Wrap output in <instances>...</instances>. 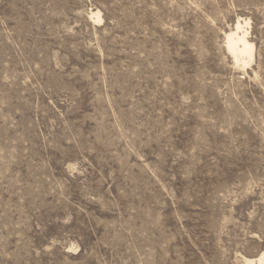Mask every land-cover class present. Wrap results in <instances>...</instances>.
Listing matches in <instances>:
<instances>
[{
    "label": "rangeland",
    "instance_id": "rangeland-1",
    "mask_svg": "<svg viewBox=\"0 0 264 264\" xmlns=\"http://www.w3.org/2000/svg\"><path fill=\"white\" fill-rule=\"evenodd\" d=\"M260 254L264 0H0V264Z\"/></svg>",
    "mask_w": 264,
    "mask_h": 264
},
{
    "label": "bare ground",
    "instance_id": "bare-ground-1",
    "mask_svg": "<svg viewBox=\"0 0 264 264\" xmlns=\"http://www.w3.org/2000/svg\"><path fill=\"white\" fill-rule=\"evenodd\" d=\"M92 15L96 17L98 21L101 20L100 11H92ZM247 24L249 23H243L241 19H239L226 33L228 49L233 54L236 63L242 66L249 64L254 56V43L248 37ZM253 261L255 262L254 259L248 260V262ZM256 263L264 264V254L258 258Z\"/></svg>",
    "mask_w": 264,
    "mask_h": 264
}]
</instances>
